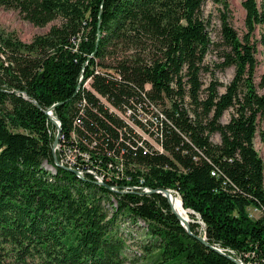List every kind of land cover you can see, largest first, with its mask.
Returning <instances> with one entry per match:
<instances>
[{
    "label": "trees",
    "instance_id": "16d2710c",
    "mask_svg": "<svg viewBox=\"0 0 264 264\" xmlns=\"http://www.w3.org/2000/svg\"><path fill=\"white\" fill-rule=\"evenodd\" d=\"M205 1L0 0L32 24L50 25L28 41L0 32V264H126L124 214L147 222V264H238L226 253L264 264V160L254 146L264 71L256 82L250 38L264 24V0H241L243 34L223 17L219 40L209 35ZM229 66L221 90L215 69ZM80 75H92L93 87L120 108L159 106L164 117L154 113L144 129L162 150L141 145ZM52 104L65 133L81 122L79 134L102 153L134 163L130 183L176 189L203 229L189 221L194 234L187 232L161 192L114 191L56 166L45 111Z\"/></svg>",
    "mask_w": 264,
    "mask_h": 264
},
{
    "label": "rangeland",
    "instance_id": "374dc122",
    "mask_svg": "<svg viewBox=\"0 0 264 264\" xmlns=\"http://www.w3.org/2000/svg\"><path fill=\"white\" fill-rule=\"evenodd\" d=\"M259 5H263L261 0H258ZM227 4V5H225ZM203 12L205 17L208 19L207 29L209 35L214 40H219L220 37V26L223 17H225L238 31L241 36L245 30L244 26V9L241 4V0H206L203 3ZM49 24L44 26L34 25L28 20L24 19L21 14L13 9V8H5L0 5V32L12 33L13 35L19 37L24 41L30 40L34 35L41 34L46 32L49 29ZM251 40L254 42L255 46V57L257 60L255 67V81L258 82L259 75L264 71V24H258L256 28L253 30L251 35ZM214 49H212L207 55V60L211 61L216 59L214 55ZM213 67V66H212ZM234 73V69L232 66L226 67L221 70L215 69V76L217 80H219L222 85L220 89H224V85L230 81L232 75ZM208 74H204L205 82L209 79ZM232 108H228L224 111L220 120L222 122H226L232 112ZM54 134L57 130L53 131ZM210 139L213 142H217L220 140L218 133H212L210 135ZM254 146L257 149L258 153L264 160V123L261 122L258 125V130L254 137ZM47 162H44L43 165L46 166L50 170H55L49 165ZM61 167H67L62 165ZM97 183H100L96 180ZM112 190V189H111ZM172 195L175 197H179L173 191H170ZM189 211V221H197L200 222V230L203 229V223L200 219H198L197 214L196 218H192L193 210L186 209ZM252 216H257L259 211L253 207L249 208ZM127 215H121L119 217V232L125 238L126 247L124 253L127 256L125 261L126 264H147L150 261V253H145L142 249V244L151 238L149 233H147V222L139 219L134 221L133 218H127ZM129 219V220H128ZM140 254V255H138Z\"/></svg>",
    "mask_w": 264,
    "mask_h": 264
},
{
    "label": "built area",
    "instance_id": "2783aa9c",
    "mask_svg": "<svg viewBox=\"0 0 264 264\" xmlns=\"http://www.w3.org/2000/svg\"><path fill=\"white\" fill-rule=\"evenodd\" d=\"M91 69L92 72L94 71L97 73H102L106 70L105 67L101 66ZM82 70H84V67ZM92 77V75L86 77L80 75L79 80L82 81V86L96 96L99 102L102 103L103 106H106L108 111L121 119L124 122V127L127 126L132 129V131L136 132L140 137L139 141L141 145H146L147 142L154 149L162 150L161 144L155 139L154 135L149 132L151 130L150 127L155 124L152 123L155 120V114L164 117L159 106H155L149 101L146 107H143L141 104H133L130 107L120 108L93 87ZM50 113L56 117V125L54 124L55 131L58 130L57 126L60 128L58 131V140L52 145V153L55 154L54 161L59 165H67L82 174L91 175L94 180L107 182L109 187L115 191L124 192L139 189L141 192L148 193L152 192V190H159V187L153 189L148 185H143L142 178L138 180L139 184L130 183L132 181L131 171L134 170V163L125 164L126 160L121 152L115 154L110 150L105 154L102 153V151L98 149V143L95 140L89 141L86 137L84 138L79 134L75 125L81 127V122H77L75 125L72 124L70 130L65 133L61 129V121L54 113L53 108L50 109ZM144 126L150 130L147 131L144 129ZM127 168L130 171H127ZM170 190L179 196L176 189L170 188Z\"/></svg>",
    "mask_w": 264,
    "mask_h": 264
},
{
    "label": "water",
    "instance_id": "95a60500",
    "mask_svg": "<svg viewBox=\"0 0 264 264\" xmlns=\"http://www.w3.org/2000/svg\"><path fill=\"white\" fill-rule=\"evenodd\" d=\"M52 108H53V105L47 107V109H45V111H46V113L48 114V117L50 118L51 122H52L53 124L56 125V117H55V115H52V114L50 113V109H52ZM57 127H58V130H57V133L55 134V137H54V139H53L52 145H54V144L57 142V140H58V131H59L60 128H59V126H57ZM53 156H54V160H55V154H54V153H53ZM64 168H66V169H68V170H70V171H72V172H74V173L76 174L75 169L70 168V167H64ZM105 185L109 188V185H107V184H105ZM169 190H170V188H168V187H159L158 192H161L164 196L167 197L168 202H169V204H170V206H171L172 211L176 213V215L178 216V218H179V220H180V223L184 226V228L186 229V231L189 232V233H191V234H194V233L190 230L189 222H185V221L181 218V216H180V215L174 210V208H173V206H172V204H171V202H170V200H169V198H168V196H167V192H168ZM152 191H153V190H152ZM180 200H181V198H180ZM181 202H182V200H181ZM185 209H188V208H185ZM195 236H196L199 240H201V241H203L205 244H207V241H206V238H205V235H204V234H200V233H198V234H195ZM210 246H211L212 248H214L215 250L221 252V253H225L220 247H217V246H214V245H210ZM226 255H227L228 257H230L231 259H233L234 261H236L238 264H245V263L242 261V259H241L239 256H237V255L230 254V253H226Z\"/></svg>",
    "mask_w": 264,
    "mask_h": 264
},
{
    "label": "bare ground",
    "instance_id": "6f19581e",
    "mask_svg": "<svg viewBox=\"0 0 264 264\" xmlns=\"http://www.w3.org/2000/svg\"><path fill=\"white\" fill-rule=\"evenodd\" d=\"M54 163H55V165L57 166H62V165H59L57 162H55L54 161ZM48 165V164H47ZM65 166H67V165H65ZM51 167V166H50ZM68 167V166H67ZM53 169H55L54 167H52ZM76 175L78 176V177H81V176H83V175H85V174H82L81 172H79V171H76ZM98 181V180H97ZM100 182V181H99ZM100 183H102V182H100ZM110 188V187H109ZM111 189V188H110ZM113 190V189H112ZM115 191V190H114ZM170 191H172V190H169L168 192H167V196H168V198H169V200H170V202H171V204H172V206H173V208H174V210L181 216V218L185 221V222H187L188 220H189V211L188 210H184V208H183V206H182V202H181V200H180V198L179 197H175L174 195H172V193H170Z\"/></svg>",
    "mask_w": 264,
    "mask_h": 264
}]
</instances>
